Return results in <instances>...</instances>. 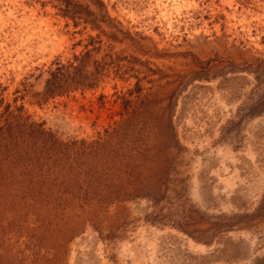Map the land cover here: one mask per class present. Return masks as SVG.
Here are the masks:
<instances>
[{"label": "rangeland", "instance_id": "obj_1", "mask_svg": "<svg viewBox=\"0 0 264 264\" xmlns=\"http://www.w3.org/2000/svg\"><path fill=\"white\" fill-rule=\"evenodd\" d=\"M74 1L0 0V264H264V0Z\"/></svg>", "mask_w": 264, "mask_h": 264}, {"label": "trees", "instance_id": "obj_2", "mask_svg": "<svg viewBox=\"0 0 264 264\" xmlns=\"http://www.w3.org/2000/svg\"><path fill=\"white\" fill-rule=\"evenodd\" d=\"M58 2L63 7V15L69 18H73L74 13L76 12L77 5L81 7V4H77L74 0H58ZM98 7H104L102 1H99ZM85 9L89 14H92V11L89 9L88 4L85 5ZM95 43L96 42L94 37L90 36L84 44V52L80 56L75 55L73 57V61L69 59L66 63H60V61L53 62L57 64L56 67L50 71V78H48L46 84L49 83L50 86L54 87L59 85L60 83H66L67 81H69V78H75V76L86 78L82 76V72L84 71L85 67L84 58L89 56L91 52H94L98 49L97 47H95ZM75 62H77V64H74ZM70 69L74 70L73 76H70ZM89 86L93 85L88 84V87Z\"/></svg>", "mask_w": 264, "mask_h": 264}]
</instances>
